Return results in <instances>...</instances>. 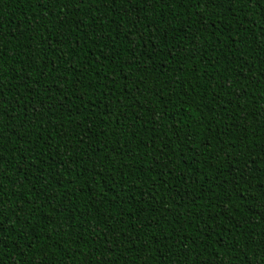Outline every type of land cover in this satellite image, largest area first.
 Returning <instances> with one entry per match:
<instances>
[{
    "label": "trees",
    "instance_id": "obj_1",
    "mask_svg": "<svg viewBox=\"0 0 264 264\" xmlns=\"http://www.w3.org/2000/svg\"><path fill=\"white\" fill-rule=\"evenodd\" d=\"M264 0H0V264H264Z\"/></svg>",
    "mask_w": 264,
    "mask_h": 264
},
{
    "label": "snow or ice",
    "instance_id": "obj_2",
    "mask_svg": "<svg viewBox=\"0 0 264 264\" xmlns=\"http://www.w3.org/2000/svg\"><path fill=\"white\" fill-rule=\"evenodd\" d=\"M262 259H264V258H262Z\"/></svg>",
    "mask_w": 264,
    "mask_h": 264
}]
</instances>
